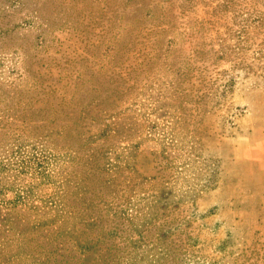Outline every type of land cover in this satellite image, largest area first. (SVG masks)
Masks as SVG:
<instances>
[{"label":"rangeland","instance_id":"374dc122","mask_svg":"<svg viewBox=\"0 0 264 264\" xmlns=\"http://www.w3.org/2000/svg\"><path fill=\"white\" fill-rule=\"evenodd\" d=\"M263 128L264 0H0V264H264Z\"/></svg>","mask_w":264,"mask_h":264},{"label":"crops","instance_id":"0c3cea01","mask_svg":"<svg viewBox=\"0 0 264 264\" xmlns=\"http://www.w3.org/2000/svg\"><path fill=\"white\" fill-rule=\"evenodd\" d=\"M262 133L264 134V131H262ZM245 147V150H240L237 146L234 147L232 158L236 162L240 159L244 161L248 160L244 163L247 170L246 173L249 175L246 178H251L255 182L264 183V137L259 141L250 142V144ZM256 154H260V157H257Z\"/></svg>","mask_w":264,"mask_h":264}]
</instances>
